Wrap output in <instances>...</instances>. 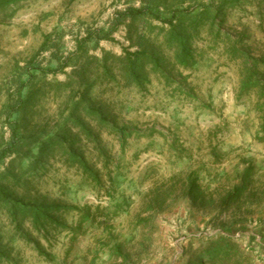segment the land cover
Instances as JSON below:
<instances>
[{"label":"rangeland","instance_id":"rangeland-1","mask_svg":"<svg viewBox=\"0 0 264 264\" xmlns=\"http://www.w3.org/2000/svg\"><path fill=\"white\" fill-rule=\"evenodd\" d=\"M129 9L153 15L119 20ZM178 11H188L173 25L188 36V67L174 63L172 28L155 19ZM233 44L264 56V0H0V189L63 208L49 242L22 223L38 253L0 201V264H193L222 237L239 248L234 263L264 264V144L256 96H238ZM138 52L156 55L169 79L146 63L145 81L126 82L124 58ZM89 107L133 130L123 150ZM10 123L18 144L3 154ZM70 147L99 183L66 163ZM246 170L247 186L225 204Z\"/></svg>","mask_w":264,"mask_h":264},{"label":"trees","instance_id":"trees-1","mask_svg":"<svg viewBox=\"0 0 264 264\" xmlns=\"http://www.w3.org/2000/svg\"><path fill=\"white\" fill-rule=\"evenodd\" d=\"M145 12L146 11L139 9H129L118 19L122 20L129 18L133 20L147 13L153 15L150 11H147V13ZM187 13L188 11L173 12L171 17L165 20L160 19L158 16L155 17L157 21H160L164 23V25H168L170 28H172L169 39L172 42H176V51L173 58L174 63L182 67L189 66V63L192 59V54L187 48L188 36H186L185 33L181 34L179 32H175L173 25L176 19L186 15ZM182 25V20H180L178 22V27H182ZM105 38L106 36H101L99 38L96 37V40L98 41ZM149 55L150 56H148L146 52H138L133 55H126L124 58L125 68L123 74L126 82L134 81L141 84L143 81H145L146 63L151 65L150 67L155 70V72H160L162 76H164L166 79H169L163 69L160 59L154 54ZM230 56L231 58L241 62L238 96L242 97L249 95L250 93H253L256 96L254 110L259 118V128L254 135V139L258 143L264 144V56L253 57L247 50L239 48L237 44H233ZM104 69L106 70V73L109 72L106 66ZM25 70L42 71L40 66L33 63L27 64ZM47 71H50V73L54 72L53 70ZM23 87L24 85L21 83L18 85L17 103L14 107V110H7L6 118L8 122L10 121L13 113L21 106L20 104ZM87 112L98 121L99 126L107 128L109 133L118 139L123 150L127 140L132 135H134L133 130L130 131L126 127H118L112 121L108 120L107 117L103 115L101 110L89 107ZM9 125L12 132V141L10 142V145L2 152L3 154L14 153L18 144V141L15 139V124L10 123ZM79 125L87 139H91L93 137L91 132H89L83 125ZM54 139L55 138L50 139L49 142H45L40 146L37 159L34 163L35 167L39 166L43 159L49 156L48 154L55 147L51 142ZM57 145L60 147L62 143H58ZM63 155L65 157L66 163L78 169L83 177L92 179L94 182L99 183L97 178L98 173L94 171L91 166H89L82 153L77 152L73 150L72 147H70L68 150L63 152ZM249 172L250 170H246L244 173L243 187L240 189H235L232 193H229L224 200L225 204H228L240 196L241 192H243V189H245L247 186ZM187 187L188 194L192 197L193 201H196L199 194H196L195 183L188 182ZM0 201L6 208L10 217V221L15 226L16 232L19 231L18 233L22 234V239H25L27 242L36 243L35 250L38 253L43 252V248L40 246V243L31 240L29 236L21 230L22 223L27 220L30 229L36 234V237H40L46 242H49L50 232L56 230L57 227H60V223L56 217L58 216L59 211H61L63 208L55 204L25 202L23 199H18L11 196L3 189H0ZM237 256H239L238 246L235 245L231 239H228V237H222L216 240V242L212 243L204 251L200 252L196 256L195 262L193 264H236L234 263V259Z\"/></svg>","mask_w":264,"mask_h":264}]
</instances>
